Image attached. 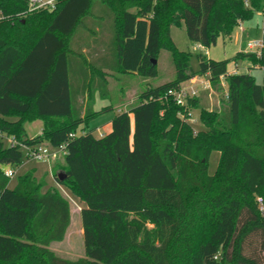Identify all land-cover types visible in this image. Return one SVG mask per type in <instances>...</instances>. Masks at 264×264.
Instances as JSON below:
<instances>
[{
	"label": "trees",
	"instance_id": "trees-1",
	"mask_svg": "<svg viewBox=\"0 0 264 264\" xmlns=\"http://www.w3.org/2000/svg\"><path fill=\"white\" fill-rule=\"evenodd\" d=\"M116 1L121 7L110 6ZM263 9L264 0H57L53 10L29 11V0H0V132L28 146H65L54 179L85 203V256L64 258L51 246L66 239L69 200L44 191L35 170L12 184L4 169L26 155L0 139V264H264V81L228 73L239 61L264 73V47L232 60L198 53L194 68L171 35L184 26L210 48ZM163 50L175 79L141 91L97 137L89 120L114 108H94V93L109 95L107 72L155 78ZM207 74L219 108L167 96ZM199 108L205 129L194 132L180 113ZM34 121L44 127L32 138L25 124Z\"/></svg>",
	"mask_w": 264,
	"mask_h": 264
},
{
	"label": "rangeland",
	"instance_id": "rangeland-1",
	"mask_svg": "<svg viewBox=\"0 0 264 264\" xmlns=\"http://www.w3.org/2000/svg\"><path fill=\"white\" fill-rule=\"evenodd\" d=\"M109 4L110 6L121 7L117 1ZM4 19L5 18H2L0 15V22ZM242 26L245 28V31H241L239 25H237L230 37H220L217 44L210 48H202L199 47V45L194 44L189 39L184 26L181 28L172 27L171 35L179 50L191 52L192 65L194 68H197L198 60L196 55L198 53L205 54L209 58L215 60H232L239 53L250 52L248 49V43L257 41L260 42L264 39V15L262 11H256L251 19L242 21ZM157 65L158 76L155 78H147L138 74L107 72L108 78L106 79V82L107 94H109L107 97L108 99H103L100 92L94 93V108L95 110H99L101 109V106L104 107L110 104H112L114 108L107 110L89 120L90 128L96 129L95 135L97 137L100 136V133H107L112 129L111 122L117 114H119L122 110H129L133 105L140 101L139 94L141 91H144L151 86L168 83L175 79L176 66H174L172 55L168 50L162 51L157 61ZM230 66L233 68L236 64L231 62ZM237 66L239 73H252L256 77L258 83H263L264 73L260 68H248L251 66L248 61H239ZM221 82L225 84V79ZM122 91L126 93L123 98L120 97ZM227 91L228 88L225 84L222 96H225ZM198 97L201 99V107L210 109L219 108L218 104L220 103L221 95L216 92L214 86L213 88L209 87L207 89H201ZM89 99H92L90 94ZM200 111L201 108L194 110L193 112V118L196 119V121L192 123L191 126L194 132L205 129L199 119L201 116ZM42 127L43 124L41 121L27 122L25 124L27 133L32 137L38 135L42 130ZM50 147L52 148L53 156L49 162L44 164H26V166L20 169L17 172V175L12 179V184L17 182L18 176L25 174V172L29 170H35L38 180H44L46 184V187L43 188L44 191L48 188H55L69 200L72 211L71 226L68 230L66 239L60 243H53L51 248L62 257L74 260L85 256V239L83 238L82 220L80 216L85 203L81 201L71 190L58 185L55 181L54 174L62 171L61 166L64 163V155L59 153L57 148H53L52 146ZM219 160L220 153L214 151L209 163V173L211 175L216 172Z\"/></svg>",
	"mask_w": 264,
	"mask_h": 264
},
{
	"label": "built area",
	"instance_id": "built-area-1",
	"mask_svg": "<svg viewBox=\"0 0 264 264\" xmlns=\"http://www.w3.org/2000/svg\"><path fill=\"white\" fill-rule=\"evenodd\" d=\"M57 0H29V11H37L43 8H51L52 10L56 8ZM264 13V9L262 11ZM240 30H244L242 22H239ZM264 47V39L262 41L250 42L248 43V49L250 52H257L260 54L262 48ZM222 80L224 78H221ZM225 85V84H223ZM212 87V81L210 75L203 77L192 78L189 82L182 85L180 88L170 89L167 92V96L175 98L174 100L180 106H187L190 99L198 97L201 89H207ZM193 112L191 111L188 115L183 112L180 113V116L186 120L188 123L192 124L196 121L193 118ZM105 133H100L99 137H103ZM0 139H2L9 147H20L26 155V160L18 166H8L4 169L5 176L13 179L17 172L24 168L28 163H38L44 164L50 161L53 156L52 148L48 145H37V146H28L23 142H20L16 139L15 136H9L0 132ZM59 153L65 154V146L63 148H57ZM261 210H264V201L262 198L258 200Z\"/></svg>",
	"mask_w": 264,
	"mask_h": 264
},
{
	"label": "crops",
	"instance_id": "crops-1",
	"mask_svg": "<svg viewBox=\"0 0 264 264\" xmlns=\"http://www.w3.org/2000/svg\"><path fill=\"white\" fill-rule=\"evenodd\" d=\"M244 28V27H243ZM242 31H245V28H244V30H242ZM199 47H201V46H199ZM203 48V47H202ZM231 65V64H230ZM229 65V71H228V73L229 74H234V73H239V71L237 70V65L235 66V67H233V68H231V66ZM248 68H250L251 69V66H249ZM224 80V79H223ZM223 80H221V81H223ZM201 101V100H200ZM202 104V103H201ZM219 105V104H218ZM108 106V105H107ZM104 107H106V106H104ZM103 106H101V109H99V110H97L96 109V111L98 112V111H100V110H102L103 108H104ZM215 107H217V106H215ZM127 109H125V111H126ZM43 124V123H42ZM44 127V126H43ZM43 127H42V129H43ZM41 132H42V130L40 131V133L38 134V135H40L41 134ZM28 134V133H27ZM38 135H36V136H38ZM28 136H30L29 134H28ZM36 136H33V137H36ZM30 137H32V136H30ZM32 137V138H33Z\"/></svg>",
	"mask_w": 264,
	"mask_h": 264
},
{
	"label": "water",
	"instance_id": "water-1",
	"mask_svg": "<svg viewBox=\"0 0 264 264\" xmlns=\"http://www.w3.org/2000/svg\"><path fill=\"white\" fill-rule=\"evenodd\" d=\"M156 64H157V61L154 60V65H156ZM65 178H66V175H65V174H63V173H60V174H59V179H60L61 181H63Z\"/></svg>",
	"mask_w": 264,
	"mask_h": 264
}]
</instances>
